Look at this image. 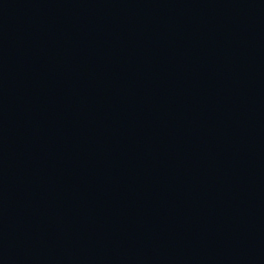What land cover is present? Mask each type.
<instances>
[{
	"label": "water",
	"instance_id": "obj_1",
	"mask_svg": "<svg viewBox=\"0 0 264 264\" xmlns=\"http://www.w3.org/2000/svg\"><path fill=\"white\" fill-rule=\"evenodd\" d=\"M0 264H264V0H0Z\"/></svg>",
	"mask_w": 264,
	"mask_h": 264
}]
</instances>
